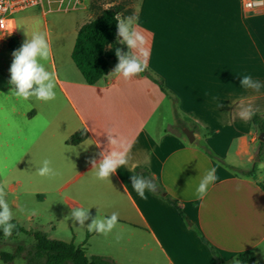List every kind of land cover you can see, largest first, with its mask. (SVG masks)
Returning <instances> with one entry per match:
<instances>
[{
	"label": "crops",
	"instance_id": "obj_1",
	"mask_svg": "<svg viewBox=\"0 0 264 264\" xmlns=\"http://www.w3.org/2000/svg\"><path fill=\"white\" fill-rule=\"evenodd\" d=\"M65 1L58 0L57 9L68 18L58 27L55 48L49 43L45 62L55 76L56 99L22 105L10 95L9 70L0 75V147L25 179L24 187L9 186L6 198L15 209L21 198L41 200L25 229L44 227L50 238L66 234L62 240L120 264H235L245 251L255 255L247 264H264V171L258 166L264 147L252 115L239 116L243 107L264 113V88L240 87L242 75L264 84V11L246 12L240 0H138L131 10L122 7L119 18L136 17L149 52L146 67L163 81L164 92L142 72L128 80L112 73L119 62L113 59L103 87L101 79L87 83L72 51L80 27L94 17L76 0L64 8ZM52 2L40 5L44 18ZM35 16L24 17L31 22ZM8 41L0 52L12 57ZM115 45L126 47L117 40ZM83 130L87 137L72 144ZM108 134L119 136L128 163L99 180L91 161L117 150ZM45 159L56 176L36 174ZM138 168L163 192L141 199L131 185V176H142ZM210 168L218 180L198 199L195 187ZM253 169L254 177L238 172ZM166 195L181 203L186 219ZM80 206L91 208L92 217L117 213V227L107 236L89 232L91 219L80 226L70 218ZM8 238L14 239L0 242Z\"/></svg>",
	"mask_w": 264,
	"mask_h": 264
},
{
	"label": "clouds",
	"instance_id": "obj_2",
	"mask_svg": "<svg viewBox=\"0 0 264 264\" xmlns=\"http://www.w3.org/2000/svg\"><path fill=\"white\" fill-rule=\"evenodd\" d=\"M116 20L117 41L119 44L126 45L128 51L124 52L120 48H116L119 62L112 73L128 80L144 71L149 52L146 48V38L138 30L134 15ZM26 37L27 39L21 46L12 53L13 60L9 69V84L12 86L10 95L22 105L30 104L33 100L45 103L53 101L57 97L55 76L45 66V62L50 55L48 39L42 32H36L30 36L27 30ZM109 47L112 46L109 45ZM240 77V87L244 89L260 92L264 88V84L257 79H253L250 75H242ZM98 83L103 87L104 79H101ZM251 115V109L248 107H243L239 112L241 119H247ZM108 141L109 145L115 146L117 150L101 152L102 159H100L99 163L95 160L91 161L93 168L96 169V178L99 180L110 179L112 174L128 163L126 149L121 150L123 143L119 136L108 134ZM261 170H264V165L261 166ZM36 174L40 177L48 178L57 175L56 171L51 167V161L48 159L43 160L36 167ZM217 180L216 169H208L195 187L194 195L196 198H204L208 193L209 187L214 185ZM131 185L136 194L144 200L148 199L146 192L155 193L157 191L156 183L139 174L131 176ZM90 209L82 206L72 208L70 218L74 222H78L80 226H84L85 222L91 219V223L87 225L89 232L94 231L105 236L112 233L118 225V214L113 212L110 216L101 217L98 211V215L92 217ZM15 228L14 210L4 199L3 192L0 191V233L4 237H9ZM235 264H240V261H235Z\"/></svg>",
	"mask_w": 264,
	"mask_h": 264
},
{
	"label": "trees",
	"instance_id": "obj_3",
	"mask_svg": "<svg viewBox=\"0 0 264 264\" xmlns=\"http://www.w3.org/2000/svg\"><path fill=\"white\" fill-rule=\"evenodd\" d=\"M122 9L121 5H113L103 9L97 16L83 24L75 41L72 51V59L77 68L80 70L85 80L89 84H95L103 76L109 74L113 67L110 60L118 61L115 45L117 40V20ZM21 41L18 37H12L8 41V45L12 52L21 46ZM111 45L112 47H109ZM127 46L124 52H127ZM146 76L155 80L164 92L166 88L161 79L155 78L148 67H145L142 72ZM252 122L256 126L259 133H264V113H253ZM87 131L83 130L72 136L70 142L77 144L87 137ZM261 150L264 147V142H261ZM261 156V151H260ZM141 172L142 176L151 179L147 171ZM242 174H247L254 177V169L251 171H241ZM154 182V181H153ZM155 183V182H154ZM157 185V184H156ZM262 185V184H261ZM264 187V185H262ZM157 192H163L157 186ZM170 203H172L180 212V215L186 219L183 213L181 203L178 200L166 195ZM14 232H24L30 234L34 238V243L28 247L20 245L15 253L2 252L1 258L6 264L11 263L17 256L23 255L26 258V264H120L113 258L108 256L92 255L88 256L84 245H77L74 242H68L56 238H50L45 231H28L23 227L16 225ZM0 237H4L0 233ZM211 251L218 254V251L210 245ZM241 263L247 264L255 260V255L252 251H245L239 254Z\"/></svg>",
	"mask_w": 264,
	"mask_h": 264
},
{
	"label": "rangeland",
	"instance_id": "obj_4",
	"mask_svg": "<svg viewBox=\"0 0 264 264\" xmlns=\"http://www.w3.org/2000/svg\"><path fill=\"white\" fill-rule=\"evenodd\" d=\"M78 3H80L81 6L85 5L88 9V12L90 13L91 17L97 16L103 9L108 8L113 5H121L129 6L130 10L132 9V5H134L138 0H76ZM69 0L65 1L64 8H66V5L68 4ZM58 0H53L52 4H46V9L50 10L47 13L46 18L43 17V10L39 6H34L31 8H28L26 10H23L21 12L16 13L15 15V33L9 34V33H3L0 31V45L6 42V40H10L13 35L19 34L22 36H26V30L28 35H32L36 32H42L46 35L48 42L52 43V46L55 48L56 42H57V34H58V27L63 26V23H66L68 14L65 13V11H58ZM34 13L36 16L34 19L31 20V22H27L25 19V15L28 13ZM17 37V36H15ZM5 57L4 59H2ZM12 63V57L9 54H5L4 52H0V75L6 76L7 74L5 71L10 69ZM10 74V73H9ZM207 148V147H205ZM3 146L0 147V191L3 192L4 199L8 202L9 200L6 198L7 194L6 191L11 185H16L18 183L19 186L24 187L25 186V179L24 176H21V174L15 170L17 167V163H9L8 158H5L3 153ZM263 157H264V150H263ZM234 155L231 154L228 157V161L234 160ZM264 165L262 160L258 161V166L260 167ZM14 167V168H13ZM264 171V170H261ZM18 186V190H20V187ZM21 198V208L15 209L12 207L11 204H9L12 209L14 210V221L16 222V225L23 227V228H30L31 222L28 220V216L32 212L36 211L37 203H40L41 200H36V198L29 199L27 202L26 200H23ZM9 203V202H8ZM41 212H44V210H41ZM36 213V214H37ZM46 216V214H44ZM32 216V215H31ZM47 218V217H43ZM37 220H35L36 222ZM34 223V222H33ZM41 231H45L44 227L40 228ZM38 231V230H36ZM18 238H15V235L11 234V237L14 239L6 240L4 243L0 245V264H6L5 261L1 258V252H9V253H15L18 246L23 245L25 247H28L34 243L33 238H28V235H24V232H18ZM92 233V232H91ZM54 238L62 240V238H66V234H53ZM61 236V237H60ZM10 237V236H9ZM90 237V236H89ZM87 239V235L85 237ZM73 242V241H72ZM92 251L87 250V255L92 256ZM9 264H26V258L23 255L17 256L11 263Z\"/></svg>",
	"mask_w": 264,
	"mask_h": 264
},
{
	"label": "built area",
	"instance_id": "obj_5",
	"mask_svg": "<svg viewBox=\"0 0 264 264\" xmlns=\"http://www.w3.org/2000/svg\"><path fill=\"white\" fill-rule=\"evenodd\" d=\"M45 0H0V31L15 33V15L28 8L39 6ZM244 11H264V0H240Z\"/></svg>",
	"mask_w": 264,
	"mask_h": 264
},
{
	"label": "water",
	"instance_id": "obj_6",
	"mask_svg": "<svg viewBox=\"0 0 264 264\" xmlns=\"http://www.w3.org/2000/svg\"><path fill=\"white\" fill-rule=\"evenodd\" d=\"M184 132L186 133V135L188 136V138L193 141L194 140V137H193V132L189 129H185ZM258 138L261 142H264V133H260L258 135Z\"/></svg>",
	"mask_w": 264,
	"mask_h": 264
}]
</instances>
